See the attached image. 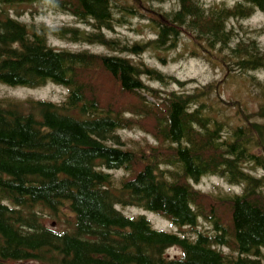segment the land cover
<instances>
[{"label": "trees", "instance_id": "trees-1", "mask_svg": "<svg viewBox=\"0 0 264 264\" xmlns=\"http://www.w3.org/2000/svg\"><path fill=\"white\" fill-rule=\"evenodd\" d=\"M166 1L0 0V85L67 90L59 104L0 98V264H264V48L255 38L261 30L241 25L255 12L264 16V0H176L165 10ZM39 4L75 25L22 23L8 12ZM133 19L152 37H106ZM50 39L109 54L57 49ZM181 41L192 45L189 56L243 79L255 107L220 101L224 112L233 109L223 118L218 84L187 90L189 82L139 58ZM131 130L153 143L128 147L118 131ZM205 177L240 193H203L196 184ZM116 206L194 236L158 231ZM64 208L73 213L70 229L45 225ZM198 220L208 230H198ZM173 248L179 257L166 256Z\"/></svg>", "mask_w": 264, "mask_h": 264}, {"label": "rangeland", "instance_id": "rangeland-1", "mask_svg": "<svg viewBox=\"0 0 264 264\" xmlns=\"http://www.w3.org/2000/svg\"><path fill=\"white\" fill-rule=\"evenodd\" d=\"M206 4L211 3H225L228 6H232L238 0H201ZM176 3V0H168L162 4L165 10L171 8L173 4ZM9 15L12 18L17 19L20 22L27 23H44L49 27L59 26L62 24L65 25H75L73 19L66 15L57 13L51 9L47 4L39 5H20L17 7H12L8 10ZM19 13V14H18ZM21 15V16H20ZM241 25L244 29L250 31H260V35H255L257 43L261 48H264V16L260 12H255L253 16L247 20L241 22ZM143 24L140 20L133 19L132 26L129 28L127 25L117 26L112 33L106 32V37L111 39L114 35L118 37H125L130 42L147 40L152 37L151 32L147 28H143ZM236 27V24H235ZM50 45L57 49H67L70 51H80L82 49L90 50L94 53L104 54L109 52L101 47H88L83 48V45H70L64 42H60L54 39H50ZM192 45L187 44L186 41H181L177 48L173 51L166 53H153L147 51L142 53L139 58L145 64L156 68L167 75H172L181 81L189 82L186 89H194L200 87L199 85L206 84H218V97L219 102L216 105V110L223 115V118H226L228 115H231V111L224 112L221 108H225V105L220 101H237L240 104H248L250 107H255V104L250 101V97L247 94V83L243 79H229L224 75L218 65L208 63L199 57H191L192 55ZM193 56V55H192ZM134 58V59H139ZM163 59V60H161ZM259 78L264 79V72L259 73ZM190 81H195L196 83H190ZM152 86L157 87V84ZM172 89V87H171ZM67 94V90L53 85L51 83L47 84L44 87H40L34 90L25 89V88H9L3 85H0V98L10 97L17 100H45L52 103L60 102L64 99ZM220 106H219V105ZM143 131L131 130V131H118V134L121 137V140L127 144L128 147H132L135 142L140 140H146L149 144L153 143L151 136L142 133ZM260 174V173H258ZM123 175L122 172L116 173L115 177L120 178ZM196 187L203 193L211 194L212 196H223L231 194H239L240 188L237 186H230L223 182L222 180L216 177H205L199 180ZM116 210L120 212L123 216L127 218H136L138 216H143L151 223L152 227L156 230L170 234H181L182 232L189 233V229H180L167 221L162 220L161 218L145 212L138 208H128L116 206ZM67 209H63V213ZM69 214L73 216V213L69 211ZM68 215L64 213V217L60 216V219L57 221L51 220L49 217L44 220V223L48 227H52L56 231H66L70 229L68 226ZM71 223L72 218H69ZM197 229L200 231L208 230V226L203 223L201 220H198ZM180 251L176 248L170 249L166 256L170 258L179 257ZM16 264V263H13ZM29 264H36L30 262Z\"/></svg>", "mask_w": 264, "mask_h": 264}]
</instances>
